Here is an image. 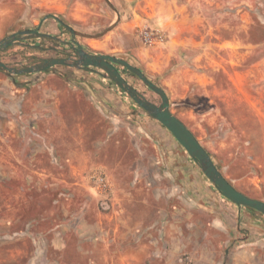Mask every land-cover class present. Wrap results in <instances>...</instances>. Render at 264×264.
Wrapping results in <instances>:
<instances>
[{
  "label": "rangeland",
  "instance_id": "374dc122",
  "mask_svg": "<svg viewBox=\"0 0 264 264\" xmlns=\"http://www.w3.org/2000/svg\"><path fill=\"white\" fill-rule=\"evenodd\" d=\"M47 15L92 36L73 38L84 51L139 68L223 176L264 201V0H0V41ZM40 32L58 41L21 40L0 62L21 68L73 54L54 19ZM56 70L16 81L0 71L4 264H30L33 252L31 264L84 263L78 238L98 234L99 213L111 209L130 236L152 246L147 264H264V215L238 207L237 228L212 225L218 213L228 216L217 201L226 199L170 132L103 72ZM17 249L25 254L14 259Z\"/></svg>",
  "mask_w": 264,
  "mask_h": 264
},
{
  "label": "water",
  "instance_id": "95a60500",
  "mask_svg": "<svg viewBox=\"0 0 264 264\" xmlns=\"http://www.w3.org/2000/svg\"><path fill=\"white\" fill-rule=\"evenodd\" d=\"M48 18L57 21L72 38L77 36L92 37L74 30L54 15H47L42 18L36 28L18 31L0 41V52L24 39L43 38L58 41L57 37L40 32L42 23ZM74 43L75 59L70 57L48 58L39 60L36 64L21 68H15L0 62V71L13 76L32 75L46 71L60 74V72L56 70V67H67L89 72H103L107 78L131 98L138 107L170 132L173 138L186 151L193 162L199 166L203 175L222 197L237 207L249 208L264 215V201L245 195L223 176L214 164L208 151L200 144L189 128L171 112L168 97L162 88L154 84L139 68L131 65L129 62L110 55L88 53L83 50L78 42ZM116 66L122 67L136 76L149 90L159 96L161 100L160 104L157 105L152 103L140 94L126 81ZM85 86L87 90L91 92L92 96H94V92L90 87L87 85Z\"/></svg>",
  "mask_w": 264,
  "mask_h": 264
},
{
  "label": "crops",
  "instance_id": "0c3cea01",
  "mask_svg": "<svg viewBox=\"0 0 264 264\" xmlns=\"http://www.w3.org/2000/svg\"><path fill=\"white\" fill-rule=\"evenodd\" d=\"M218 204L226 207L228 210V216L221 217L219 213L212 219V225L218 229L226 228L228 229L230 225L235 224V220L239 215L242 214L240 208L234 204H229L228 200H219ZM104 218L108 219L106 226L108 230L106 231L103 226ZM129 226L126 223H121L113 213V209L108 213H99V219L96 224V229L98 234L93 237L80 236L78 238L77 246V257L84 263L80 264H147L148 259H154L151 254L152 246L149 243L132 237L128 234L126 229ZM20 239H26L24 236ZM35 243L34 238L32 239ZM28 241L30 242V236H28ZM91 243L90 245H87ZM3 242H0V248L2 249ZM65 246L60 248H55L56 250L62 252ZM64 252V251H63ZM59 253V252H58ZM25 254L23 250L17 249L12 252V257L15 259ZM63 254V253H61ZM36 252H33V257L35 258ZM30 259V264L33 259ZM5 260L2 255H0V264H4Z\"/></svg>",
  "mask_w": 264,
  "mask_h": 264
},
{
  "label": "built area",
  "instance_id": "2783aa9c",
  "mask_svg": "<svg viewBox=\"0 0 264 264\" xmlns=\"http://www.w3.org/2000/svg\"><path fill=\"white\" fill-rule=\"evenodd\" d=\"M93 177H94L95 182L97 183L99 188H101L102 191H106L108 189V184L105 181V178L101 173L94 174Z\"/></svg>",
  "mask_w": 264,
  "mask_h": 264
},
{
  "label": "trees",
  "instance_id": "16d2710c",
  "mask_svg": "<svg viewBox=\"0 0 264 264\" xmlns=\"http://www.w3.org/2000/svg\"><path fill=\"white\" fill-rule=\"evenodd\" d=\"M117 67H119V66H116V68ZM120 68H122V67H120ZM126 73H128V74H130L131 76H133V77H135L137 80H139L136 76H134L133 74H131L128 70H126V69H124V68H122ZM9 78H11L13 81H16V79L17 78H19V77H22V76H13V75H10V74H6ZM24 76H29V75H24ZM140 81V80H139ZM123 95H125L124 94V92H122V91H120ZM191 161H193L192 159H191ZM215 189V188H214ZM216 190V189H215ZM216 192H217V190H216ZM218 194H219V192H217ZM220 195V194H219ZM221 196V195H220ZM231 203V202H230ZM240 208H243V209H247V210H250V211H253V212H255V213H259V212H257V211H254V210H252V209H249V208H245V207H240ZM259 214H261V213H259ZM262 215V214H261Z\"/></svg>",
  "mask_w": 264,
  "mask_h": 264
},
{
  "label": "flooded vegetation",
  "instance_id": "af4514ba",
  "mask_svg": "<svg viewBox=\"0 0 264 264\" xmlns=\"http://www.w3.org/2000/svg\"><path fill=\"white\" fill-rule=\"evenodd\" d=\"M57 22V21H56ZM58 23V22H57ZM74 42H77L76 40H74L73 38H70V40L69 41H66V43L70 46V48H71V50H72V53L73 54H71L70 56H68V57H70V58H72V59H75V54H74V47H75V43ZM64 68H67V67H64ZM68 69H73V68H68ZM48 72V71H47ZM90 74L92 73V72H89Z\"/></svg>",
  "mask_w": 264,
  "mask_h": 264
}]
</instances>
